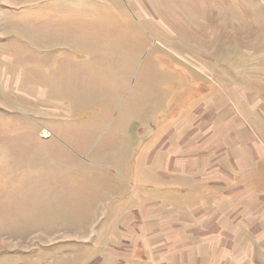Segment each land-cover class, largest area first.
Instances as JSON below:
<instances>
[{
	"label": "rangeland",
	"instance_id": "obj_1",
	"mask_svg": "<svg viewBox=\"0 0 264 264\" xmlns=\"http://www.w3.org/2000/svg\"><path fill=\"white\" fill-rule=\"evenodd\" d=\"M6 15L0 264H140L144 205L198 192L165 176L183 170L172 154L214 160L205 199L231 222L168 263L264 264V0H7Z\"/></svg>",
	"mask_w": 264,
	"mask_h": 264
},
{
	"label": "crops",
	"instance_id": "obj_2",
	"mask_svg": "<svg viewBox=\"0 0 264 264\" xmlns=\"http://www.w3.org/2000/svg\"><path fill=\"white\" fill-rule=\"evenodd\" d=\"M6 2L7 0H0V3ZM7 20V15L5 17L0 16L1 23ZM4 28L6 29V27ZM3 49L5 48H0V50ZM235 146H237V144L231 146V148ZM231 153H234L233 157L235 161H232L234 167L236 166V163L239 165L240 161H242L243 158H245L244 162L242 161L243 163H247L249 161V157L238 155V153L241 152L237 151V147L234 152H232L231 150ZM172 155L174 156V158L176 157V163H180V165L177 164L175 168L179 167L183 170H171V173L166 172L165 176L175 177L176 181H182L180 183L187 182L192 185L197 184L198 192L195 190V188L185 187L188 188V191L190 189H193L194 194L185 197V194L188 191L186 192V189L182 188V196L174 197L173 195H166V198L155 201L154 206H152L153 203L144 205V212L146 217L145 224L148 223L147 225L152 226V232L145 236V243L151 250V254L145 253V248L140 246L144 251V254H142V256H140L141 250L139 251V253L137 252V254L140 256V258H138L140 264H169L168 262L171 259L177 258L178 255L182 257L185 254H187V257L189 259H193L196 257V249L198 250V255L196 258L201 259V255L199 252V248L201 245H208L210 250H213L216 247L222 245L220 240L223 237L221 233V225L222 221L225 220V214L221 215L220 213L221 206L219 200H207L209 197H215V194H217L219 198V190H215L214 186H216V183L220 182L216 179H221L222 175L217 171V166H215L214 160L209 166H207L204 162L206 161L205 158L202 161L203 165H199L200 163H202L201 160L198 161L199 163L197 162V171L194 172L192 170H189L188 166L186 168V163L189 165L187 160L182 161L180 157H178V154ZM231 178V183L236 184L235 176H229L228 180H230ZM205 184L209 188V190H207ZM238 190L243 192L241 186H236L235 188L231 190L229 189L224 193L229 195L235 194ZM206 191H209L210 195H208ZM186 202H189V204L185 206ZM159 205H162L161 208H164L162 211H158ZM206 205H209L208 208L206 207ZM136 218L137 220H135V225H137L138 227H142L143 222L140 221L139 216L136 215ZM230 222V218L227 217V220L226 222H223V225ZM174 235H177L178 237L175 238ZM232 243L233 242H230L228 245H231ZM164 244H168V247H166L164 256H162L158 254V251L164 246ZM182 244H186L185 249L182 247ZM228 247L229 246H227V248ZM174 248L175 251L173 252L172 249ZM183 252H185V254H183ZM226 254L227 256L222 259L224 261L230 258V253L226 252ZM222 260L220 264L223 263Z\"/></svg>",
	"mask_w": 264,
	"mask_h": 264
}]
</instances>
